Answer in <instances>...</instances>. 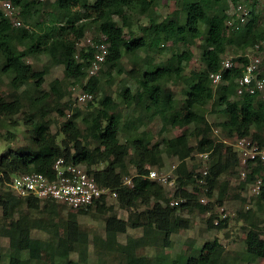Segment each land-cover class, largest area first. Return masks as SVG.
I'll list each match as a JSON object with an SVG mask.
<instances>
[{"label": "trees", "instance_id": "1", "mask_svg": "<svg viewBox=\"0 0 264 264\" xmlns=\"http://www.w3.org/2000/svg\"><path fill=\"white\" fill-rule=\"evenodd\" d=\"M11 1L19 7L23 25L15 26L0 12V125L6 120L12 126L21 122L31 135L26 145L0 154V207L9 219L8 226L0 225V264H238L264 258V161L250 162V171L238 183V192L228 195L227 178L239 177V159L234 145L214 132L220 126L226 137L250 136L264 147V103L248 93L235 96L238 68L225 70L223 83L216 86L209 78L210 72L220 68L229 45L236 44L244 50L264 38V23L253 29L252 17L243 29L239 25L225 34L229 27L228 0H173L175 7L163 15L154 6L169 0ZM230 1L233 4L239 0ZM115 15H121L120 24L115 23ZM133 15L146 20L133 28ZM89 30L95 41L105 37V63L117 66L116 74L107 72L104 80L87 72L94 47L77 48ZM198 38L203 40L204 67L187 74L185 65L192 52L173 46H185ZM168 48V58L163 64L157 63L154 55ZM41 55L47 57L50 65L63 68L64 78H53L48 88L42 84L49 66L35 69L28 61ZM124 55L127 69L122 64ZM237 59L246 61L243 56ZM121 74L127 79L122 80L114 95L113 84ZM66 80L78 84L80 91L92 92L93 99L86 101L84 107L79 105L75 96L66 92ZM173 84L181 85L183 99L175 96ZM210 101L223 114L219 122L212 123L207 118ZM56 117L64 118L58 130H54ZM156 117L161 120L160 132L172 126L183 127V132L153 141L152 133L143 127ZM190 124L191 134L186 129ZM207 151V173H194L200 163L189 168L186 159L192 158L193 153ZM59 157L66 163L83 164L98 184L116 191L118 203L141 209L129 214L127 220L121 219L111 205H106L107 195H102L85 209H71L64 215L67 206L63 203L33 195L19 196L9 188L13 174L52 175ZM165 157L179 161V174L171 193L161 183L143 176L147 166L162 167ZM99 164L103 166L97 168ZM127 175H132V186L123 182ZM258 177L263 182L261 192L254 198V207L244 208L240 191ZM197 178L204 182L208 196L217 179L223 178L218 184V204L227 196L241 200L236 215L245 232L241 251L229 254L214 237L199 246L190 241L188 253L171 256L166 252L173 235L189 225L180 210L205 212L214 207L211 202L201 203L193 191L198 190ZM188 186H192V191ZM172 198L185 200L170 205ZM92 205L103 216L105 227L103 235L94 232L90 237L76 215ZM215 218L218 214L211 212L206 219L208 228L226 226V219L215 224ZM128 223L140 233L127 235L124 249H119L117 235L127 231ZM34 230L44 231L48 237L35 236ZM90 244L95 262L89 260ZM43 251L48 260L43 259Z\"/></svg>", "mask_w": 264, "mask_h": 264}, {"label": "rangeland", "instance_id": "2", "mask_svg": "<svg viewBox=\"0 0 264 264\" xmlns=\"http://www.w3.org/2000/svg\"><path fill=\"white\" fill-rule=\"evenodd\" d=\"M228 4L229 5L232 3L230 0ZM243 3H245L250 9V14L247 18V21L249 22L252 17H253V29H259L263 26L264 23V0H240ZM175 7V2L173 0L169 1H163L159 5H155L154 8L157 9L158 12H160L162 15L167 13L168 11H171ZM183 17H185V14H182ZM146 18L144 16H138V15H133L132 17V27L135 28L137 25L143 24L145 22ZM114 21L116 24L121 23V15H115L114 16ZM241 29L244 28L245 24L240 25ZM232 27H228L225 29L224 33L228 34L231 32ZM125 31L127 32V28H125ZM137 31V30H135ZM87 37H93V32L91 30L87 31L80 41L78 43V49L82 47L83 45L86 46ZM202 43L203 40L202 38H198L195 40L194 43H189L187 45H182L178 44L176 46H173V48L180 50L182 48H188L192 52V57L187 62L185 65V72L188 74L191 70H198L204 67V64L201 60V52H202ZM83 44V45H82ZM170 46V44H169ZM171 47V46H170ZM242 49H240L236 44H231L227 47V50L223 56H233L236 54L242 53ZM171 49L168 48L166 49L163 53L161 54H155L154 58L157 63L163 64L165 60L168 58L170 55ZM141 54H145L146 52L141 51ZM28 61H30L35 69H42L45 65H48V71L45 75L44 82L42 86L44 88H48V83L50 80L53 78H64V74L62 71V66L61 65H50L48 62V59L46 56L41 55L39 57H32L28 58ZM122 64L124 67L127 69L129 67L128 61H127V55H124L122 57ZM117 66L115 63H103L96 73L99 77H102V79H105L106 73L110 72L112 75L116 74ZM4 81H7L6 77H3ZM127 79L124 74H121L120 76L116 77V81L113 84V89L115 91L114 95H117V91L121 87L122 83ZM67 86H66V92L71 96H75L80 90V86L78 84H73L69 80H66ZM172 89L175 93V96L183 99L181 95V85H171ZM63 96L65 94H62ZM84 107V103L79 104ZM82 107V108H83ZM207 118L210 122H219L223 119V114L221 112H218L216 105L213 101H210L207 105ZM217 111V112H216ZM52 116L55 115L54 113L51 114ZM182 115V113H180ZM19 115H17L18 117ZM64 118L62 117H56L55 122H54V130H58L60 126L63 124ZM160 127H161V120L159 118H154L146 127L147 130H149L152 135H153V141L160 140L163 137H173L176 136L180 133L183 132L184 128L180 126H172L169 127L167 130L160 132ZM142 128V129H143ZM193 128L192 124L188 125L186 127L187 132L191 134V129ZM217 130H215V134L221 138L223 137V129L222 127L218 126L215 127ZM31 135V132L26 131V126L22 124L21 122L18 125L12 126L7 120L4 121L2 125H0V154L7 152L9 148H15L18 146H23L26 145L29 141V136ZM121 137H123L122 134H120ZM62 137V134L60 133L57 137L58 140H60ZM193 137H191V142L193 143L192 140ZM232 138V137H231ZM233 140V138L231 139ZM196 153H193L192 158H187V164L189 168H193V163H200L199 166L194 167V173H198L196 171H199L201 166L205 163L202 159L198 158ZM179 161L175 157H165L163 160V165L162 167H157V166H151V168L157 169V170H172V173L175 174V177L179 174ZM103 164H99L96 167H102ZM134 171V169H131V173ZM129 176V175H127ZM227 178V177H225ZM223 178L217 179V182L215 186L213 187L212 190V195L207 197L209 198V202L214 204L213 208H210L206 210L205 212H198V211H193V212H188L186 209L180 210V214L182 217L188 219V227L183 226L180 231L176 234L173 235L172 239V245L170 247L166 248V252H168L171 256H174L177 252H183V253H188L190 251V241L193 242V246H199L202 242L206 240H212L214 237H217L224 245V247L229 250V254H232V251H241L243 249V237L245 236V232L243 228L241 227L242 221L238 220L236 218L237 211L241 208L242 202L239 198L232 199L228 197L232 196H227L222 201V205L225 206L226 210L228 211V217L225 218L226 221V226L220 229L216 228H208L207 226V221L206 219L209 217L211 212H214L218 214L217 212V205L218 202L217 200V192H218V184ZM227 191L228 195H232L233 193L238 192V183L239 179L238 176H233V177H228L227 178ZM201 179L196 180V184L198 186V190L195 191V194L197 195L198 199L206 195L205 189L202 185V180ZM188 190L192 191V186H188ZM240 195L244 197L245 202H244V208L246 205H249L250 207H254V199L251 198L250 192L246 189L240 191ZM183 199L182 201H184ZM219 204V205H221ZM106 205H111L112 206V211L121 219L127 220L128 215L131 213H136L138 212L141 208H134L130 207L127 205H122L118 203L116 197H110L106 196ZM86 208V207H82ZM71 210L66 207L64 210V215L67 214V211ZM73 211V210H71ZM76 211V210H74ZM77 220L80 223L81 228L85 229L90 233V237L94 232L104 234V227H105V222L103 220V216L98 213L95 209V206L92 205L85 213H78L77 215ZM184 219L182 220V224H184ZM9 219L2 214V209L0 207V225L8 226ZM214 223V222H213ZM60 233L61 230H60ZM140 233V230L138 228H132L130 226V223H128L127 231L125 233H118L117 235V240H118V247L119 249H124L125 243H126V237L127 235H137ZM33 234L35 236L41 237V238H47L48 234L45 233L44 231L41 230H34ZM1 242L3 245L6 244V239L1 238ZM69 248L72 250V245L69 243ZM89 260L91 262H95V256L93 254V247L92 244L89 245ZM72 256L76 258V254L72 251ZM42 257L45 260H48V254L47 252H42ZM238 264H264V258H258L255 262H239Z\"/></svg>", "mask_w": 264, "mask_h": 264}, {"label": "built area", "instance_id": "3", "mask_svg": "<svg viewBox=\"0 0 264 264\" xmlns=\"http://www.w3.org/2000/svg\"><path fill=\"white\" fill-rule=\"evenodd\" d=\"M0 12L9 17L15 26L23 25L19 18V7L14 5L11 0H0ZM229 15L227 25L238 28L245 24L250 14V9L242 1H237L230 5L227 10ZM88 43L94 47V55L91 63L87 67L88 75H95L101 65L105 63L108 53V42L105 37L95 41L92 37H87ZM80 43V42H79ZM81 44V43H80ZM83 45V44H82ZM84 46V45H83ZM243 56L246 61L237 59ZM231 68L240 69V74L235 78V96L239 97L244 93L255 95L257 100L264 103V38L256 40L240 54L223 56L220 68L209 73V78L213 86L223 83V72ZM94 94L87 91H79L75 95L78 104L85 103L93 99ZM232 143L237 150L239 159L238 173L240 180H244L250 171L249 163L256 160L264 161V147L260 146L250 136L233 137ZM205 163L199 171L202 175L207 173V159L209 152L195 154ZM53 174L47 175L41 172H26L13 174L8 182L9 188L19 196L33 195L38 198H49L65 204L72 210L87 207L102 195L116 197L115 190L98 184L94 176L86 170L83 164L69 162L66 163L63 157H59L53 164ZM179 170V169H178ZM144 177L153 179L161 183L170 193L175 190L176 177L172 170H157L147 166ZM201 181V180H200ZM124 184L132 186V175L123 177ZM262 179L258 177L249 185L250 196L255 198L262 187ZM184 198H172L170 205H178ZM203 204L209 202L207 195L199 198ZM250 207L247 205V208ZM218 218L214 219L217 224L219 219L228 217V211L224 205L217 206Z\"/></svg>", "mask_w": 264, "mask_h": 264}, {"label": "crops", "instance_id": "4", "mask_svg": "<svg viewBox=\"0 0 264 264\" xmlns=\"http://www.w3.org/2000/svg\"><path fill=\"white\" fill-rule=\"evenodd\" d=\"M215 130H217V129H215ZM233 138V137H232ZM231 137H226L224 134H223V137H221V139L222 140H224V141H232L231 139H232ZM238 179H239V182H240V178L238 177ZM247 190L250 192V190H249V186L247 187ZM219 205V204H218ZM217 205V206H218ZM222 205V204H221ZM225 207V206H224ZM217 208V207H216ZM245 208H247V205L245 206Z\"/></svg>", "mask_w": 264, "mask_h": 264}]
</instances>
